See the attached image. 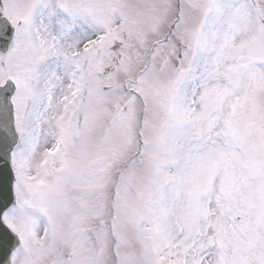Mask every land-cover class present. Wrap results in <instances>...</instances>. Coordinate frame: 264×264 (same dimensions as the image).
<instances>
[{
	"label": "snow or ice",
	"instance_id": "obj_1",
	"mask_svg": "<svg viewBox=\"0 0 264 264\" xmlns=\"http://www.w3.org/2000/svg\"><path fill=\"white\" fill-rule=\"evenodd\" d=\"M0 264H264V0H0Z\"/></svg>",
	"mask_w": 264,
	"mask_h": 264
}]
</instances>
